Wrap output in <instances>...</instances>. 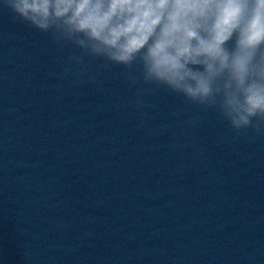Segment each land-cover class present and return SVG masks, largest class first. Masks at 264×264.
Segmentation results:
<instances>
[{"label":"water","instance_id":"obj_1","mask_svg":"<svg viewBox=\"0 0 264 264\" xmlns=\"http://www.w3.org/2000/svg\"><path fill=\"white\" fill-rule=\"evenodd\" d=\"M73 51L0 8V264H264V137Z\"/></svg>","mask_w":264,"mask_h":264},{"label":"clouds","instance_id":"obj_2","mask_svg":"<svg viewBox=\"0 0 264 264\" xmlns=\"http://www.w3.org/2000/svg\"><path fill=\"white\" fill-rule=\"evenodd\" d=\"M0 8L75 50L62 78L92 79L88 64L99 59L100 71L122 69L138 109L165 89L215 111L236 135L264 137V0H0Z\"/></svg>","mask_w":264,"mask_h":264}]
</instances>
